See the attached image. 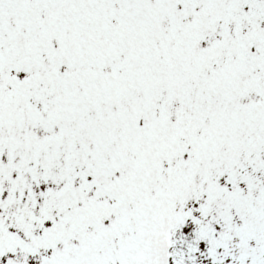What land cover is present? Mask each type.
Here are the masks:
<instances>
[{
  "label": "snow or ice",
  "instance_id": "6c2138e0",
  "mask_svg": "<svg viewBox=\"0 0 264 264\" xmlns=\"http://www.w3.org/2000/svg\"><path fill=\"white\" fill-rule=\"evenodd\" d=\"M0 264H264V0H0Z\"/></svg>",
  "mask_w": 264,
  "mask_h": 264
}]
</instances>
